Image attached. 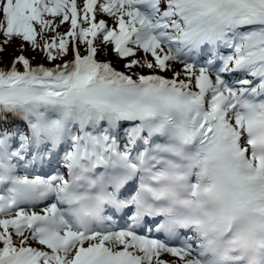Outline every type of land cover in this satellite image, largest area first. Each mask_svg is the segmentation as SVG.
<instances>
[{
    "label": "rangeland",
    "instance_id": "374dc122",
    "mask_svg": "<svg viewBox=\"0 0 264 264\" xmlns=\"http://www.w3.org/2000/svg\"><path fill=\"white\" fill-rule=\"evenodd\" d=\"M6 2L8 0H5ZM113 6H102L100 8V12H104L102 16H100L102 19L106 21V26L108 25H114L118 21V13L119 5L115 2H111ZM6 3L3 2V4H0V66L3 68L8 62L16 61L17 59L22 60L24 63L28 62V58H31L30 61L33 64H61L63 62H67L70 56V48H71V42L74 40L76 42V45L78 46V49L80 51L79 54L85 55L88 51V40H89V26L87 19H84L81 15L76 22L74 23V20L70 13L63 12L61 18H64L67 20V22H63L64 24V30L66 31L69 26L71 28L70 31L60 33L56 30V25L51 23V19L53 16L51 15H45L43 17L44 20H48V25H43V22H41L40 26H38V30L40 32V38L36 39V43L34 47L28 46L27 40H25L24 37H8L5 35L4 29H2L3 24L2 20L7 16V12L5 9ZM24 15L26 17V26H28V11H23ZM124 18L127 21H132L134 26L138 29L139 36L137 40L134 43V46L132 48V51L135 52V55H133L132 60H137L136 64H128V61H131V59H124L126 57L125 55L116 54L112 48L111 45L107 42L106 37L103 32H100L99 35H95V41H96V47L98 51V57L100 60H104L106 62H109L111 65L116 66L119 69H122L125 73L130 74L134 77H139L143 75H148L152 73H158L163 74L168 77H174V76H181L180 78H184L187 74L190 73L189 70H186L183 66L182 61H173L170 57L169 61L167 63L163 62L161 63L160 59L165 56H170V51L166 44H163L162 42L158 43L157 48H153L149 44L145 42V37H148L149 35H145V28L142 27L139 23L136 22V20L132 18H129L127 13L122 14ZM57 23V22H56ZM9 24V23H8ZM59 30V29H58ZM52 39L56 40V42L61 41L63 46L66 47L69 54L66 53L64 60L56 62L55 60V51L51 50L50 43L52 42ZM78 40V41H77ZM38 44L45 47V53L44 56L39 57V52L37 50ZM141 45L142 47H139ZM59 47V46H58ZM56 53L59 54V49L56 50ZM62 55V54H60ZM68 57V58H67ZM179 78V77H178ZM194 84H199L198 80H193ZM212 82V87H215L216 83L215 81ZM200 89V92L202 88L206 90V96L204 99L206 101L212 100L214 98V89L210 90L209 87L202 86V85H196ZM4 128V127H3ZM7 128H10V126H7ZM6 129V128H5ZM31 235L27 236L28 238H31ZM41 245L37 244L36 248H40ZM50 251H53L52 248H49ZM32 260L35 261L34 256H32ZM31 260V261H32ZM28 257L26 255V251L24 250L22 253L18 255V257L13 261V264H28Z\"/></svg>",
    "mask_w": 264,
    "mask_h": 264
},
{
    "label": "bare ground",
    "instance_id": "6f19581e",
    "mask_svg": "<svg viewBox=\"0 0 264 264\" xmlns=\"http://www.w3.org/2000/svg\"><path fill=\"white\" fill-rule=\"evenodd\" d=\"M9 1L12 4V6L10 7L12 10L9 9L11 11L16 12L18 9L28 11L29 9L28 0H22V2H18L14 0H9ZM127 3L132 4V0H128ZM58 24L59 22L57 23V25ZM92 24H96L98 27H102L104 23L103 21H99L98 19H96L93 21ZM76 54H77V47H76L75 42L72 41L71 59H69L68 61L69 63L75 60ZM185 63L190 66V68L188 66H185V69L191 70L192 72H194V74L189 73L183 78V81L185 84L193 85L192 81L194 79L199 80L203 84L204 80L209 77L208 74H206V72L209 69L207 65H203V66L198 65L194 63L193 61H189L186 59H185ZM66 66L64 68H66ZM57 67H58V70H54V68H51L52 75L47 79V82L43 84V89L45 90V91L43 90V92L49 95L60 93V91L58 90H61L65 87V85L61 81L58 80L59 73L62 72L63 68L61 66H57ZM3 68L6 69L8 73H11V74L14 73L16 77L18 78V80H23L24 77L31 70L32 64H30L29 62L24 63L22 60L17 59L16 61L14 60L13 62H8ZM234 93L235 92L231 93V95L234 96ZM45 106H48V105H45ZM48 108H47V111H49ZM34 110H35V107L33 105L28 106V159H30L31 161L35 163L39 161H46L50 167L56 168L59 170L64 169L66 163H70L71 168H75L76 166L75 162H72V160L68 162L69 159H67L66 156H57L55 153H52L49 150V143H50V140L53 139L55 131H50L43 122L44 117H45L44 112L46 111L42 110L40 112H35ZM54 112L59 114L58 120L56 121V129H58L59 135L56 138L59 139L63 144H65L66 149H69L70 143L69 141H66L67 133H68L67 128L69 126L75 127L74 130H69L68 136L75 135V139L73 142L75 145H77L76 151L80 155L81 154L80 150H83L84 148L87 147L86 144L80 141V138L83 137V134H80V130H81L80 126L74 122L71 115L67 113L66 111L57 110ZM51 117L53 120L57 119L55 115H52ZM15 122L16 123L18 122L16 111H12V110L10 111V110L5 109L3 112L0 113V125L10 126L14 124ZM103 128L115 129L114 126L111 125L110 123L96 122V123H91V124L86 125V127L82 129L81 133H84L83 131L85 132L88 131L92 134L94 130L97 131ZM147 133H149V129L145 128L144 134H147ZM138 135H139L138 132H136L135 130L131 131V136L136 142L144 139L143 136L139 137ZM104 140L109 145H111L108 138ZM111 143L114 144L115 142L112 141ZM54 148L55 147H53V149ZM138 150H139V146H137L135 149H132L133 152H137ZM40 172L44 174V172L42 171ZM55 173L60 174V172L56 170H55ZM58 218L59 217H57V219ZM57 227L58 226H56V228ZM109 239H112L113 241L116 240L115 238L112 237V235H109ZM126 247L131 250L137 251L139 253L143 252L144 253L143 258H144V261L147 262V264L150 263V258H151L150 253L152 254L155 253L153 250L154 243L150 242L149 240H143L139 237L133 238L126 245ZM201 254H202V249L197 248V254L194 257V259L200 258Z\"/></svg>",
    "mask_w": 264,
    "mask_h": 264
},
{
    "label": "trees",
    "instance_id": "16d2710c",
    "mask_svg": "<svg viewBox=\"0 0 264 264\" xmlns=\"http://www.w3.org/2000/svg\"><path fill=\"white\" fill-rule=\"evenodd\" d=\"M19 242L20 237L16 236H14V242H9L6 239L4 227L2 224H0V256H7L11 254L13 252V247H17L19 245Z\"/></svg>",
    "mask_w": 264,
    "mask_h": 264
}]
</instances>
